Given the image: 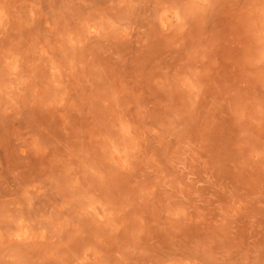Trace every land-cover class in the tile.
<instances>
[{"label":"rangeland","instance_id":"1","mask_svg":"<svg viewBox=\"0 0 264 264\" xmlns=\"http://www.w3.org/2000/svg\"><path fill=\"white\" fill-rule=\"evenodd\" d=\"M0 264H264V0H0Z\"/></svg>","mask_w":264,"mask_h":264}]
</instances>
